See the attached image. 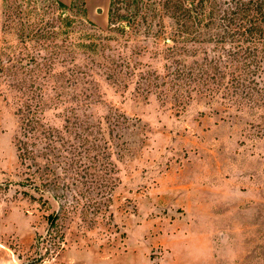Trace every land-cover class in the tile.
I'll use <instances>...</instances> for the list:
<instances>
[{
  "label": "rangeland",
  "instance_id": "374dc122",
  "mask_svg": "<svg viewBox=\"0 0 264 264\" xmlns=\"http://www.w3.org/2000/svg\"><path fill=\"white\" fill-rule=\"evenodd\" d=\"M53 1L66 7L63 32L81 27V18L69 15L71 0ZM109 3L85 0L89 24L68 38L72 60L90 67L78 81L79 102L47 110L45 117L61 128L70 105L93 123L109 114L117 120L114 134L122 137L114 143L123 145L112 158L118 170L112 201L104 203V187L62 172L66 151L57 159V180L47 173L26 179L13 142L12 92L5 91L0 264H264V130L250 124L256 122L250 114L229 117L207 98L178 108L136 79L126 88L107 80L95 46L107 27ZM5 6L0 0V22ZM137 59L144 69L162 66L152 52ZM50 160L40 159L41 168ZM29 162L32 172L37 165ZM49 214L58 216L50 229Z\"/></svg>",
  "mask_w": 264,
  "mask_h": 264
},
{
  "label": "trees",
  "instance_id": "16d2710c",
  "mask_svg": "<svg viewBox=\"0 0 264 264\" xmlns=\"http://www.w3.org/2000/svg\"><path fill=\"white\" fill-rule=\"evenodd\" d=\"M5 2L0 96L12 92L18 124L13 142L26 179H43L47 173L57 180V159L66 151L69 161L62 159V172L87 178L93 188L104 187L109 205L118 179L112 158L123 145L114 143L122 137L114 134L117 120L109 114L93 123L70 105L63 108L61 128L45 117L47 110L79 102L78 81L90 67L72 60L68 38L89 24L85 0H71L69 15L81 18V27L65 32L69 17L61 3ZM62 33L69 36L60 39ZM95 50L104 77L113 83L126 88L136 79L147 92L178 108L195 97L207 98L229 117L250 114L256 119L250 124L264 130V0H110L107 27ZM147 52L158 57L160 68L144 69L137 57ZM44 158L51 160L41 168ZM29 161L37 165L32 172ZM50 163L57 166L50 168ZM46 219L50 229L58 216Z\"/></svg>",
  "mask_w": 264,
  "mask_h": 264
}]
</instances>
